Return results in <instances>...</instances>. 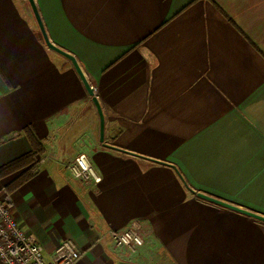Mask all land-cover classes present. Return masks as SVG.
Returning <instances> with one entry per match:
<instances>
[{
  "label": "crops",
  "instance_id": "crops-1",
  "mask_svg": "<svg viewBox=\"0 0 264 264\" xmlns=\"http://www.w3.org/2000/svg\"><path fill=\"white\" fill-rule=\"evenodd\" d=\"M0 0V166L45 151L35 173L0 178L24 232L78 264H264V0ZM85 153L99 184L65 167ZM37 159V160H38ZM139 220L136 253L110 230ZM2 264V263H0Z\"/></svg>",
  "mask_w": 264,
  "mask_h": 264
},
{
  "label": "built area",
  "instance_id": "built-area-1",
  "mask_svg": "<svg viewBox=\"0 0 264 264\" xmlns=\"http://www.w3.org/2000/svg\"><path fill=\"white\" fill-rule=\"evenodd\" d=\"M42 162L43 158H39ZM71 174L86 184L97 185L102 177L97 173L88 156L80 153L74 161L65 163ZM14 201L0 184V263L2 264H78L81 252L74 241L64 240L47 259L42 244L27 235L14 214ZM147 230L139 220H134L123 230H110L116 246L136 253L146 243Z\"/></svg>",
  "mask_w": 264,
  "mask_h": 264
},
{
  "label": "water",
  "instance_id": "water-1",
  "mask_svg": "<svg viewBox=\"0 0 264 264\" xmlns=\"http://www.w3.org/2000/svg\"><path fill=\"white\" fill-rule=\"evenodd\" d=\"M31 7H32V10H33V13L35 15V18L37 20V23L39 25V28L41 30V33H42V36L44 38V41L46 43V45L48 46V48H50L51 50H54L56 51L57 53L61 54L62 56L66 57L67 59H69L73 65V67L75 68L76 72L78 73L79 77L81 78L88 94L91 96L92 98V101L97 109V112L99 114V117H100V140L105 144V145H108L104 139H105V115H104V111H103V107L101 105V102L98 98V96L96 95V92H95V88L90 84L85 72L83 71L82 67L80 66L78 60L76 59V57L65 51L64 49L56 46L49 38L47 32H46V29L44 27V24H43V21L41 19V16H40V13L37 9V6H36V3H35V0H28ZM197 195L203 199H206L208 201H211V202H214L216 204H219V205H222L224 207H227V208H230L232 210H235L237 212H240V213H243V214H246V215H249V216H252L256 219H259L261 221H264V216L262 215H259L257 213H254L252 211H249V210H245V209H241L240 207H237L235 205H232L230 203H227L225 201H222L218 198H215V197H212L210 195H206L204 193H197Z\"/></svg>",
  "mask_w": 264,
  "mask_h": 264
},
{
  "label": "trees",
  "instance_id": "trees-1",
  "mask_svg": "<svg viewBox=\"0 0 264 264\" xmlns=\"http://www.w3.org/2000/svg\"><path fill=\"white\" fill-rule=\"evenodd\" d=\"M24 131L31 143L32 150L4 165H1L0 178L23 169H25L24 178H28L35 173L38 156L44 153L45 148L42 141L36 136L31 127L25 128Z\"/></svg>",
  "mask_w": 264,
  "mask_h": 264
}]
</instances>
